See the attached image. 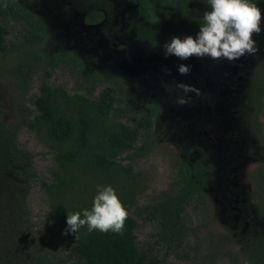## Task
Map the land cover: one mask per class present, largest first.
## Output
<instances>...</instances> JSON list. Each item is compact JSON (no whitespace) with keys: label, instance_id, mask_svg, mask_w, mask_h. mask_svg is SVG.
<instances>
[{"label":"trees","instance_id":"obj_1","mask_svg":"<svg viewBox=\"0 0 264 264\" xmlns=\"http://www.w3.org/2000/svg\"><path fill=\"white\" fill-rule=\"evenodd\" d=\"M122 0H0V75L14 90L17 102L15 118L5 121L7 111L0 103V264H43L42 245L29 218L28 196L36 188L46 195L54 228H66V215L90 208L97 185L110 184L127 210L120 234L88 232L81 227L72 234L71 264H175L190 257L184 251L197 232L191 212L208 211L207 189L214 180L212 165L206 157L191 161L173 158L174 174L167 190L140 204L149 186L140 170L141 161L154 151L155 120L161 115L158 103H148L132 117L122 108L124 87L119 78L97 92L103 79L86 73V62L69 50L51 53L46 45L52 40L54 16L80 12L88 25L101 24L116 15ZM141 2V0H140ZM259 8L264 0H254ZM170 0H162L169 5ZM144 0L140 13L153 24H173L175 36L199 31L202 17L193 13L204 0H176L175 10L150 8ZM45 6L51 8L42 13ZM106 14V16H105ZM53 18V20L51 19ZM143 35L154 48L163 50L167 40L158 31L147 29ZM69 70L82 76L80 88L71 92L51 83L55 72ZM41 76V77H40ZM36 79L39 80L37 93ZM244 96L246 126L264 137V69L253 71ZM27 130L51 152L54 167L50 177L41 176L31 154L19 143V134ZM205 154L203 151L201 152ZM255 205L264 218V165L254 175ZM55 222V223H54ZM152 228L149 245L139 244L137 231ZM240 248L245 264H264V236H245ZM203 264H217L231 252L221 251L218 243Z\"/></svg>","mask_w":264,"mask_h":264},{"label":"rangeland","instance_id":"obj_2","mask_svg":"<svg viewBox=\"0 0 264 264\" xmlns=\"http://www.w3.org/2000/svg\"><path fill=\"white\" fill-rule=\"evenodd\" d=\"M50 2L57 4L56 0ZM205 8L198 7L194 15L202 16ZM260 9L264 18V7ZM121 11L120 6L110 31L99 29V26L87 27L84 16L76 12L68 17L67 13L56 15L52 40L46 45L51 53L72 50L81 56L86 62V73H96L103 79L98 93L114 85V78H119L124 87L122 108L127 107V114L132 117L141 112L144 104L160 105L161 115L154 122L157 143L153 153L140 163L149 186L140 204L168 189L174 174L173 158L196 161L203 156L212 165L214 180L207 189L209 209L191 212L197 232L184 248L199 257H184L175 264H203L211 241L218 243L221 251H229L232 255L217 264H245L237 242L241 245V240L249 235L264 236V218L259 217L255 207L258 202L255 193L259 190L254 179L258 167L264 165V137L249 129L243 118L249 76L264 59V23L261 31L252 36L255 51L251 54L232 61L197 57L181 61L174 56L165 58L161 50L154 52L147 40H137L134 30L125 35L124 27H119L123 20ZM48 12L51 8L45 6L42 13ZM127 46L129 53L122 54L123 47ZM143 50L148 53L146 58L141 57ZM180 63L189 66L187 75L177 72ZM73 73L58 69L50 81L71 92H81L84 75ZM35 83L33 93L38 91L39 80ZM177 83L191 85L198 91L184 94ZM182 95L186 103L178 104L177 98ZM16 102L11 84L0 75V103L7 111L6 122L14 120ZM262 121L264 123V117ZM19 143L31 154L38 173L49 178L50 169L54 167L53 155L35 133L23 130ZM46 199L39 187L28 196L29 218L34 231L42 245L49 247L43 251V264H71L75 260L72 234H64V229L58 225L54 228L46 216ZM151 230L150 226L143 225L137 231L141 246L149 245Z\"/></svg>","mask_w":264,"mask_h":264},{"label":"clouds","instance_id":"obj_3","mask_svg":"<svg viewBox=\"0 0 264 264\" xmlns=\"http://www.w3.org/2000/svg\"><path fill=\"white\" fill-rule=\"evenodd\" d=\"M207 5L202 14L199 31L183 38L173 36L163 45L165 58L174 56L181 61L191 57L225 59L232 61L246 53L255 51L254 33L261 31L264 23L261 9L254 0H204ZM180 75H187L189 66L177 65ZM184 94L198 91L191 85L177 83ZM178 104L186 103L178 96ZM127 217V210L121 203L115 189L110 185H97L90 208L67 213L64 234H77L86 226L88 232H112L120 234Z\"/></svg>","mask_w":264,"mask_h":264},{"label":"flooded vegetation","instance_id":"obj_4","mask_svg":"<svg viewBox=\"0 0 264 264\" xmlns=\"http://www.w3.org/2000/svg\"><path fill=\"white\" fill-rule=\"evenodd\" d=\"M150 1L152 2V5L150 8L152 9V7H153V10L156 12V14L159 13V11L163 10V9L169 10V11L175 10V8L173 7V2L176 0H170L169 5H162V0H150ZM143 2H144V0H141V2H140V0H122L121 1L120 6L122 9L121 15H122L123 20H122L121 24L119 25V27L120 28L124 27V30L122 32L126 35V34H129L130 32L132 34V32L134 30V32L137 35V40H140V39L145 40V41L147 40L146 42H149L152 45V43L148 39L143 37L144 33L146 31H148L147 29H149L151 31L153 30V31L160 32L163 35V39L169 41L173 36H175L174 25L170 24V23H168V24L150 23L145 18V16L140 13L141 11H143ZM194 13H193V15H194ZM76 14H81V13L76 12ZM117 14L114 15L113 20H111L110 17L107 16L105 18V20L101 24H98V25H88V24H86L85 19L83 20V22L85 23V25L87 27H98L99 26L100 27L99 29H102V30L107 29L108 31H110V28H111L110 26L113 25L114 23H116ZM105 16H106V14H105ZM194 16H198V15H194ZM198 17H202V16H198ZM121 25H123V26H121ZM122 32H120V33H122ZM184 35H187V34L182 32V33L178 34L177 37H181ZM123 38L127 39L125 36H123ZM152 47H153V45H152ZM123 50L124 51L122 52V54L129 53V52H127L129 50L128 46L126 47V49H125V47H123ZM69 51L76 53L75 51H72V50H69ZM153 51L158 52L160 50H157L156 48H154ZM161 51H163V50H161ZM147 55H148V53L145 50H143L141 53V57L146 58ZM100 57H102V56H100ZM262 69H264V59H262L259 62L257 67L254 69V71L262 70ZM252 74H253V72H252ZM252 74L249 76L247 83L250 82V77L252 76Z\"/></svg>","mask_w":264,"mask_h":264}]
</instances>
